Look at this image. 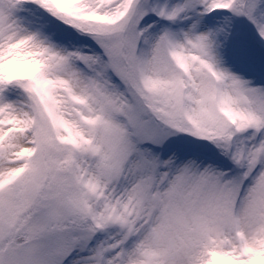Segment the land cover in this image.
<instances>
[{"label":"snow or ice","instance_id":"1","mask_svg":"<svg viewBox=\"0 0 264 264\" xmlns=\"http://www.w3.org/2000/svg\"><path fill=\"white\" fill-rule=\"evenodd\" d=\"M0 264H264V0H0Z\"/></svg>","mask_w":264,"mask_h":264}]
</instances>
